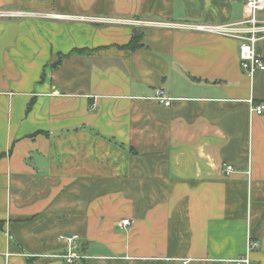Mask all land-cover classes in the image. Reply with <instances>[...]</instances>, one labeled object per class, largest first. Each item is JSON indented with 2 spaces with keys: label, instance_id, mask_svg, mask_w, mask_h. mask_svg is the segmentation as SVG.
<instances>
[{
  "label": "crops",
  "instance_id": "0c3cea01",
  "mask_svg": "<svg viewBox=\"0 0 264 264\" xmlns=\"http://www.w3.org/2000/svg\"><path fill=\"white\" fill-rule=\"evenodd\" d=\"M243 6L0 0L40 18L0 21V264H63L66 234L82 264H234L248 240L264 264V111H249L264 72H242L237 41L188 29L241 22ZM133 28L142 46L122 49Z\"/></svg>",
  "mask_w": 264,
  "mask_h": 264
},
{
  "label": "built area",
  "instance_id": "2783aa9c",
  "mask_svg": "<svg viewBox=\"0 0 264 264\" xmlns=\"http://www.w3.org/2000/svg\"><path fill=\"white\" fill-rule=\"evenodd\" d=\"M244 19L238 23L208 26L196 25L188 29L221 37L233 39L239 44L240 68L247 77L251 78L256 73L264 72V61L259 54L258 45L264 40V0H244ZM23 14L0 11V19L21 18ZM59 18V16H55ZM183 28V27H182ZM187 28V26H186ZM165 107L170 105L171 99L167 98L163 91H156L151 99ZM249 111L255 115H261L264 111L263 105H255L252 100L249 102ZM231 166L223 164L221 174L225 177L233 173ZM133 224L130 219H122L117 223V228L126 230ZM57 241L62 245L63 252L60 256H52L63 264H76L86 259L82 252V239L77 234H66L58 237ZM259 245L253 240H248L247 253L240 258L233 260L234 264H252L249 254L257 250Z\"/></svg>",
  "mask_w": 264,
  "mask_h": 264
},
{
  "label": "trees",
  "instance_id": "16d2710c",
  "mask_svg": "<svg viewBox=\"0 0 264 264\" xmlns=\"http://www.w3.org/2000/svg\"><path fill=\"white\" fill-rule=\"evenodd\" d=\"M143 37V32L142 30L138 29V28H133L132 29V34H131V38L129 40V42L122 47V49H126L129 51H134L138 48H140L141 45V39ZM87 53V51L85 50H80V49H75L72 50L69 54L67 55H58V60L53 64L52 68H56L57 66H59L65 59L71 57V56H80ZM254 103V102H253ZM29 110V108H28ZM82 252H83V248H82ZM84 261V260H83ZM83 261H79L77 262L78 264H82Z\"/></svg>",
  "mask_w": 264,
  "mask_h": 264
},
{
  "label": "rangeland",
  "instance_id": "374dc122",
  "mask_svg": "<svg viewBox=\"0 0 264 264\" xmlns=\"http://www.w3.org/2000/svg\"><path fill=\"white\" fill-rule=\"evenodd\" d=\"M11 12H16V13H20L21 12H18V11H12L10 10ZM37 19H40V18H37V17H31V16H23L21 18H6V19H0V21H5L6 23H9V22H19V21H25V20H37ZM57 60H58V56H57ZM53 64L50 66L52 68ZM50 70V69H49Z\"/></svg>",
  "mask_w": 264,
  "mask_h": 264
}]
</instances>
